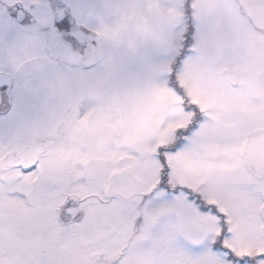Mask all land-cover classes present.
<instances>
[{
    "label": "snow or ice",
    "instance_id": "snow-or-ice-1",
    "mask_svg": "<svg viewBox=\"0 0 264 264\" xmlns=\"http://www.w3.org/2000/svg\"><path fill=\"white\" fill-rule=\"evenodd\" d=\"M0 264H264V0H0Z\"/></svg>",
    "mask_w": 264,
    "mask_h": 264
}]
</instances>
